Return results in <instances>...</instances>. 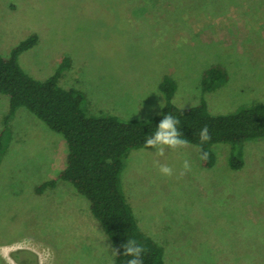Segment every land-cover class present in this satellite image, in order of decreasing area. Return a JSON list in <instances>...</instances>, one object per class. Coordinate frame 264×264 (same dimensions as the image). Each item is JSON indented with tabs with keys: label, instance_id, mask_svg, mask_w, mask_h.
Instances as JSON below:
<instances>
[{
	"label": "rangeland",
	"instance_id": "374dc122",
	"mask_svg": "<svg viewBox=\"0 0 264 264\" xmlns=\"http://www.w3.org/2000/svg\"><path fill=\"white\" fill-rule=\"evenodd\" d=\"M32 34L23 69L44 79L66 58L59 84L81 92L90 114L150 119L164 104V77L181 107L203 98L225 114L264 102V0H0V53ZM212 65L229 76L203 92ZM8 101L0 93V264H21L12 253L26 251L37 264H113L86 197L62 179L36 190L66 165L65 139L24 107L6 121ZM213 150L212 167L190 143L130 152L120 181L139 228L165 264H264V138L236 146L238 169L228 145Z\"/></svg>",
	"mask_w": 264,
	"mask_h": 264
},
{
	"label": "trees",
	"instance_id": "16d2710c",
	"mask_svg": "<svg viewBox=\"0 0 264 264\" xmlns=\"http://www.w3.org/2000/svg\"><path fill=\"white\" fill-rule=\"evenodd\" d=\"M36 40L37 36L32 34L14 45L7 55L0 53V93L7 95L9 100L6 121L18 108L24 107L59 133L67 144L66 165L36 190L43 192L62 179L86 197L91 214L113 247L119 248L120 255L115 256L113 264H127L130 257L123 255L122 245L132 239L148 250L142 257L144 264H165L162 246L139 228L122 189L120 176L125 159L132 150L148 148L145 140L155 133L164 115L171 114L180 120L177 127L182 138L197 147L200 157L202 151L209 153L207 160L200 158L203 167L215 164L214 145L226 144L231 151L228 163L231 168L238 169L243 160L235 153L236 146L264 138V102L225 114L210 113L203 98L195 105L181 107L172 99L176 82L164 77L159 84L164 104L159 114L150 119L124 120L113 114H90L83 107L81 92L59 84L66 58L55 73L44 79L35 78L23 69L19 56ZM203 74V92L213 90L229 76L217 65L210 66ZM205 125L211 140L202 145L200 131ZM12 257L21 264H37L36 255L30 251H26L23 258L13 253Z\"/></svg>",
	"mask_w": 264,
	"mask_h": 264
},
{
	"label": "clouds",
	"instance_id": "9594fccd",
	"mask_svg": "<svg viewBox=\"0 0 264 264\" xmlns=\"http://www.w3.org/2000/svg\"><path fill=\"white\" fill-rule=\"evenodd\" d=\"M180 124V120L171 114H165L163 119L157 125L155 133L145 140L146 147H153L156 149L159 155H164L165 148L177 149L179 147H187L188 140L182 138V133L177 125ZM211 140V135L209 133L207 125H205L200 131V142L204 143ZM209 153L207 151H202L201 159L207 160ZM184 170H190V164L188 160L184 161ZM159 170L162 174L171 176L173 174V169L167 165H160ZM180 175H184L182 171ZM124 251L123 255L130 257L127 264H144L143 254L148 250L143 245L137 243L136 240H127L126 243L122 245ZM113 254L115 256L120 255L119 248H114Z\"/></svg>",
	"mask_w": 264,
	"mask_h": 264
}]
</instances>
